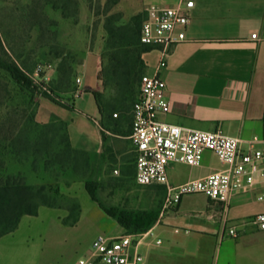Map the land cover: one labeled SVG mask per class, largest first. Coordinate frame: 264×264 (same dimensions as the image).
<instances>
[{"label":"crops","instance_id":"0c3cea01","mask_svg":"<svg viewBox=\"0 0 264 264\" xmlns=\"http://www.w3.org/2000/svg\"><path fill=\"white\" fill-rule=\"evenodd\" d=\"M180 1L119 0L118 6L124 12L123 18L131 19L145 14L148 4L173 6ZM193 1L187 40L171 47L168 65L161 72L171 102L170 111L161 115V119L193 129L220 130L238 137L242 146L247 147L253 136H264V0ZM252 33L257 34V39L251 38ZM80 54L82 59L77 67L78 77L82 78L80 88L85 84L84 73L92 62L99 84L95 90L99 89L100 52L89 48ZM143 59L146 72L154 73L158 52L150 50L143 54ZM44 99L47 98L41 101ZM66 104L75 106L72 100ZM100 115L101 123H96L102 131V148L93 156L102 159L111 155L120 167L115 168L116 174L121 169L124 175L133 174L135 179L136 155L130 139L133 117L127 120ZM38 119L51 122L40 119L39 111ZM213 157L217 156L206 151L200 166L171 164L170 183L180 184L223 168L219 159L212 161ZM263 189L264 185L260 184L252 190L235 192L226 202L207 197L205 216L185 210L189 196L203 194L184 196L175 209L166 211L155 227L162 244L143 247L146 264H179L178 257L186 256L193 247L195 253H210L211 264H264V230L248 224L238 227V237L229 234L232 223L264 212V203L258 199ZM44 207L48 206H41L37 215H24L15 231L0 238V264H42L35 236L22 234L20 230L25 218L39 217Z\"/></svg>","mask_w":264,"mask_h":264},{"label":"rangeland","instance_id":"374dc122","mask_svg":"<svg viewBox=\"0 0 264 264\" xmlns=\"http://www.w3.org/2000/svg\"><path fill=\"white\" fill-rule=\"evenodd\" d=\"M57 1L60 6H66L65 11L73 16L63 18L62 10L48 6L43 19L40 15L41 1L1 0L0 30L12 55L28 70L36 83H44L48 90L57 87L61 78L58 74L60 66L65 73L72 75L68 87L52 90L61 104L49 99L41 101L44 97L38 93L31 95L30 99V93L15 84L1 69L0 79L9 86V106L26 109L28 115H34L40 125L44 122L39 121L38 111L42 120L64 121L73 146L92 154L88 153V161L77 155L76 170L59 173L62 194L59 201L67 208V213L64 208L44 207L39 217L25 218L20 230L22 234L35 236L40 246L39 260L42 264H76L80 257L90 254L92 242L98 234L117 235L134 231L120 224L117 217L106 212L107 209L160 213L165 202L166 186H140L136 184L133 174L126 176L121 169L118 174L115 173V168L120 167L111 155L102 159L93 156L102 148V131L96 123H101V115L92 92L99 85L95 65L90 62L84 73L85 84L81 88L76 80L79 76L77 67L82 59L80 52L89 48L100 52L102 64L108 39L105 25L128 23L133 17L114 22L113 17L124 12L118 3L109 10V0ZM144 16L139 15V19H144ZM39 21L41 26H35ZM134 55L133 59L136 60L135 52ZM97 91L103 94V102L109 104L114 118L131 119L133 106L126 113L113 108L112 89L105 88L101 80ZM70 100L75 102L74 107L67 106L66 102ZM113 112H117L118 117ZM212 161L218 162V158L213 157ZM8 165L9 172L24 173L30 183L42 182L41 174L34 172L30 163L10 161ZM87 178L95 181L100 204L91 198L84 187ZM208 202L205 195L189 196L185 210L205 216ZM69 208H75L74 212ZM58 215L63 217L58 218ZM76 218L78 221L70 225ZM189 250L186 256L178 257L179 264H211L210 253H195L194 247Z\"/></svg>","mask_w":264,"mask_h":264},{"label":"built area","instance_id":"2783aa9c","mask_svg":"<svg viewBox=\"0 0 264 264\" xmlns=\"http://www.w3.org/2000/svg\"><path fill=\"white\" fill-rule=\"evenodd\" d=\"M193 7V0H181L173 6L148 4L140 30L141 43L156 50L159 61L154 73L146 72L141 76L139 93L132 108L130 139L136 155V184L166 186L165 202L159 217L146 230L117 235L98 234L92 242L90 254L80 257L76 264H146L143 247L162 244L155 227L166 211L175 209L184 196L203 194L209 199L226 202L235 192L264 185V136H253L244 147L241 139L223 131L193 129L161 119V115L171 109L161 72L168 65L171 47L187 40L186 29ZM251 38L257 39V34L252 33ZM76 80L80 86L82 78L77 77ZM114 115L117 116L116 113ZM206 151L213 152L223 168L180 184L170 183L171 164L200 166ZM258 199L264 203V189ZM248 224L264 230V212L232 223L230 236L238 237V227ZM175 230L181 231L180 228Z\"/></svg>","mask_w":264,"mask_h":264},{"label":"trees","instance_id":"16d2710c","mask_svg":"<svg viewBox=\"0 0 264 264\" xmlns=\"http://www.w3.org/2000/svg\"><path fill=\"white\" fill-rule=\"evenodd\" d=\"M32 1L34 3L41 1L40 15L43 19L45 18L44 10L48 6L55 10H62L63 18L73 16L68 14L65 11L66 6H60L57 0ZM118 2L119 0H109V10ZM113 18L114 22H120L123 15L119 13ZM138 19L139 15H136L128 23L105 25L108 39L98 74L103 86L112 89L113 108L125 113L134 105L140 89L141 76L146 73L143 54L152 50L150 46L140 41V30L144 19ZM34 25L41 26V22ZM134 52L136 60L133 59ZM106 59H108L107 62ZM0 69L7 72L15 84L29 92L30 99L31 95L38 93L60 104V100L52 90L59 91L61 87H68L72 77L60 66L58 74L61 78L57 87H51L52 90H48L44 83H36L28 70L10 52L1 30ZM71 70L73 71L72 67ZM41 85H43L42 88ZM92 92L100 113L111 115L112 110L109 104L103 102L101 91L93 90ZM9 95L8 84L0 79V238L15 231L24 215H37L41 206L66 208L59 201L62 197L59 173L65 174L70 169L76 170L77 155L83 156L86 161L89 160L87 151L73 146L68 126L64 121H52L40 125L34 119V115H28L26 109L9 106L7 103ZM10 161L30 163L33 171L41 174L42 182L33 184L28 181L24 173L9 172ZM85 187L91 198L100 204L95 181L87 178ZM69 210L74 212L75 208H69ZM106 212L117 217L124 227L133 228L132 232L148 229L159 217L157 211L117 212L107 209ZM77 221L76 218L70 225Z\"/></svg>","mask_w":264,"mask_h":264}]
</instances>
